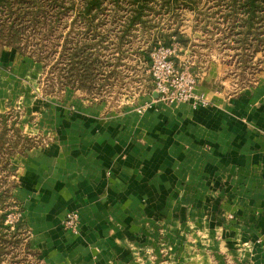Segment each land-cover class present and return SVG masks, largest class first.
I'll return each mask as SVG.
<instances>
[{"label":"crops","instance_id":"crops-1","mask_svg":"<svg viewBox=\"0 0 264 264\" xmlns=\"http://www.w3.org/2000/svg\"><path fill=\"white\" fill-rule=\"evenodd\" d=\"M218 73H198L209 103L196 108L153 92L114 107L70 88L51 103L48 140L15 158L13 193L45 264H135L128 243L147 235L178 264L238 249L264 264V72L232 96ZM74 210L77 232L62 226Z\"/></svg>","mask_w":264,"mask_h":264},{"label":"rangeland","instance_id":"rangeland-1","mask_svg":"<svg viewBox=\"0 0 264 264\" xmlns=\"http://www.w3.org/2000/svg\"><path fill=\"white\" fill-rule=\"evenodd\" d=\"M153 2L148 16L152 26H159L167 31L174 26L182 30L195 29L193 46L189 47V54L185 59L193 71L200 73L201 76L203 72H219V76L226 82V93L230 96L257 84L259 76L264 72V50L258 48L253 52V48L237 49L233 45L235 40L233 36L223 34V29L228 27V20L231 21L228 13L225 14L227 10L223 5L225 1L187 0L189 8H185V5L179 8L176 14L163 13L162 10L158 14L154 13L153 10H158L160 7L159 1L153 0ZM172 3L173 1L168 5ZM75 15V12H71L58 22H53L52 32L46 29L47 25L40 26L41 31L36 32V35L26 31L25 38L17 44V48L0 41V115L5 114V117H0V131L4 126L6 128L3 138L5 143L0 145L2 151L12 153L9 155L11 163H15V158L25 156L31 148L41 146L48 140L46 135L50 130V123L47 120L48 108L51 103L63 101L67 88L79 91L86 100H104L108 106L114 107L132 101L139 95H148L152 92V77L148 72V66H144L141 62L142 58H137L136 54H127L116 65V60L108 58L110 50L99 47L98 56L104 64L107 58L111 59V64L101 66L102 72L97 74V80L92 86L94 90H78L66 84L62 78L65 75L62 71L67 62L63 56L67 54L63 46L64 36L73 27L76 31L80 30L82 25ZM138 45L141 46L140 39L139 42L134 43L135 47ZM204 97L206 98L205 95ZM206 100L208 105L209 101L207 98ZM2 165L0 163V169ZM0 172L1 178L6 180L7 185L12 186L13 194L17 185V167L8 177H5V170ZM21 207L18 203L11 209L9 216L13 222L23 217ZM70 212L75 214L73 228L67 227L65 223ZM228 219L233 220V216L231 214L227 216V221L231 223ZM62 226L66 230L77 232L78 212L76 210L67 212L62 220ZM147 236L144 242L132 240L128 243L135 264H178V254L170 247L163 246L162 238L154 240ZM3 238L4 240L9 238L10 241L8 247L2 251L0 264H45V261L31 248L29 232L19 237L5 235ZM152 241L159 246L158 252L155 250L158 246L154 248ZM241 245L242 248L248 247L245 242ZM238 250L240 251L233 256L226 253L214 254L210 264H255L253 261L255 251ZM247 253L250 255L245 258ZM196 255L198 262H204L205 253L199 250L196 254L183 253L182 260L186 261L183 264H187L190 256Z\"/></svg>","mask_w":264,"mask_h":264},{"label":"trees","instance_id":"trees-1","mask_svg":"<svg viewBox=\"0 0 264 264\" xmlns=\"http://www.w3.org/2000/svg\"><path fill=\"white\" fill-rule=\"evenodd\" d=\"M157 1L160 9L153 10L157 14L161 10L163 13L176 14L177 10L185 5V8H189L187 0ZM171 1L173 3L168 5ZM223 1L227 9L225 14L228 13L231 19L228 20L227 29H223V34L233 36V45L237 49L253 48L254 52L259 48L263 51L264 0ZM153 4V0H0V41L17 48V44L25 38L26 31L36 35V32L41 31L40 26L47 25L46 29L52 32L53 22H58L69 13L75 12V18L82 25L80 30L76 31L73 27L64 36L63 46L67 54L63 56L67 62L62 71L65 72L62 78L75 89L91 91L94 90L92 86L97 80V74L102 72L101 66L111 64V59L116 60L115 64L118 65L125 55L136 54L137 58H142L143 65L149 67L150 52L158 41L166 46L177 42L183 49L193 46L190 37L177 26L169 31L152 26L148 16ZM194 30L192 28V31ZM139 39L141 46L135 47L134 43L139 42ZM247 43L249 44L246 45ZM98 47L110 50L108 58L111 59L107 58L105 64L98 56ZM0 117H5V114ZM5 130L4 126L0 131V143L3 144ZM1 147L2 145L0 163L3 165L0 171L5 170V177H8L15 171L16 164L11 163L9 155L12 153L2 151ZM18 203L12 194V186L7 185L6 180L0 176V259L3 249L8 247L10 241L9 238L4 240L5 235L19 237L28 232L22 217L13 224L7 221L11 209Z\"/></svg>","mask_w":264,"mask_h":264},{"label":"built area","instance_id":"built-area-1","mask_svg":"<svg viewBox=\"0 0 264 264\" xmlns=\"http://www.w3.org/2000/svg\"><path fill=\"white\" fill-rule=\"evenodd\" d=\"M179 51L177 42L166 46L158 41L153 47L148 67L153 82L152 92L157 95L160 102L166 105L189 103L193 108L206 105L207 100L204 95L195 91L199 75L191 69L188 61L185 60L187 57H181ZM143 109V107L136 108L137 112H142ZM7 221L11 224L15 222L9 215ZM65 223L67 227L73 228L74 212L67 215Z\"/></svg>","mask_w":264,"mask_h":264}]
</instances>
